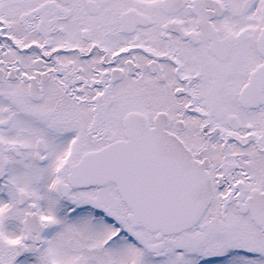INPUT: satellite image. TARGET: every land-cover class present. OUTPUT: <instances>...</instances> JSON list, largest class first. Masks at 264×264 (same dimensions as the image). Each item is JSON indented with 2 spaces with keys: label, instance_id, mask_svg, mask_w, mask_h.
Wrapping results in <instances>:
<instances>
[{
  "label": "snow or ice",
  "instance_id": "1",
  "mask_svg": "<svg viewBox=\"0 0 264 264\" xmlns=\"http://www.w3.org/2000/svg\"><path fill=\"white\" fill-rule=\"evenodd\" d=\"M0 264H264V0H0Z\"/></svg>",
  "mask_w": 264,
  "mask_h": 264
}]
</instances>
